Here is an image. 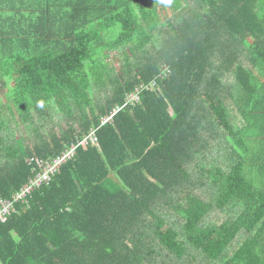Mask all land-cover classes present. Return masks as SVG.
I'll use <instances>...</instances> for the list:
<instances>
[{"label": "trees", "instance_id": "1", "mask_svg": "<svg viewBox=\"0 0 264 264\" xmlns=\"http://www.w3.org/2000/svg\"><path fill=\"white\" fill-rule=\"evenodd\" d=\"M74 147L0 264H264V0H0V199Z\"/></svg>", "mask_w": 264, "mask_h": 264}, {"label": "built area", "instance_id": "2", "mask_svg": "<svg viewBox=\"0 0 264 264\" xmlns=\"http://www.w3.org/2000/svg\"><path fill=\"white\" fill-rule=\"evenodd\" d=\"M132 97L135 101H138L139 99L138 94H135ZM109 120H107V122ZM90 142L94 144L98 142L95 133L84 142V145H87ZM76 150L77 147H74L72 150L63 153L56 158H52L51 160H39L37 163L41 170L35 175V177H33L23 189L16 192L10 199H0V223H5L8 217L14 212V205L17 201L25 200L32 191L42 187L44 183H49L52 177L59 171L61 165L65 163L68 158H71Z\"/></svg>", "mask_w": 264, "mask_h": 264}, {"label": "rangeland", "instance_id": "3", "mask_svg": "<svg viewBox=\"0 0 264 264\" xmlns=\"http://www.w3.org/2000/svg\"><path fill=\"white\" fill-rule=\"evenodd\" d=\"M115 56V55H114ZM112 57V60H113V62L115 63V66H116V68L118 69L119 67H120V62H119V60L116 58V57ZM132 100H134L135 101V99H133V97H130L129 98V101L130 102H132Z\"/></svg>", "mask_w": 264, "mask_h": 264}, {"label": "snow or ice", "instance_id": "4", "mask_svg": "<svg viewBox=\"0 0 264 264\" xmlns=\"http://www.w3.org/2000/svg\"><path fill=\"white\" fill-rule=\"evenodd\" d=\"M164 2H165V3H167V2H168V0H164Z\"/></svg>", "mask_w": 264, "mask_h": 264}, {"label": "clouds", "instance_id": "5", "mask_svg": "<svg viewBox=\"0 0 264 264\" xmlns=\"http://www.w3.org/2000/svg\"><path fill=\"white\" fill-rule=\"evenodd\" d=\"M168 2H170V0H168Z\"/></svg>", "mask_w": 264, "mask_h": 264}]
</instances>
